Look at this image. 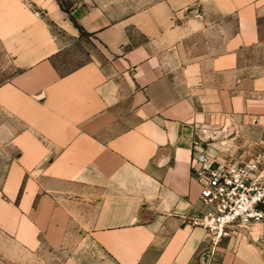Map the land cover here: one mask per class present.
Here are the masks:
<instances>
[{"label": "crops", "instance_id": "1", "mask_svg": "<svg viewBox=\"0 0 264 264\" xmlns=\"http://www.w3.org/2000/svg\"><path fill=\"white\" fill-rule=\"evenodd\" d=\"M200 139L264 142V0H0V245L263 264L185 223Z\"/></svg>", "mask_w": 264, "mask_h": 264}, {"label": "built area", "instance_id": "2", "mask_svg": "<svg viewBox=\"0 0 264 264\" xmlns=\"http://www.w3.org/2000/svg\"><path fill=\"white\" fill-rule=\"evenodd\" d=\"M200 141L193 145L192 160L200 185L198 204L183 218L217 246L254 222L264 223V146L244 145L210 155Z\"/></svg>", "mask_w": 264, "mask_h": 264}, {"label": "rangeland", "instance_id": "3", "mask_svg": "<svg viewBox=\"0 0 264 264\" xmlns=\"http://www.w3.org/2000/svg\"><path fill=\"white\" fill-rule=\"evenodd\" d=\"M80 50L73 49L66 53L63 58L59 60V67L61 70L66 71L77 64ZM264 146V142L259 146ZM239 240L235 248L241 246L242 243L247 245L253 244L260 252L264 264V223L254 222L248 227L242 229L238 234H235ZM218 246V245H217ZM71 247L67 253L74 254L79 251L81 255H70L55 253L50 254L44 251L36 254H26L8 240H3L0 245V264H103L104 258L102 256L93 255L89 247Z\"/></svg>", "mask_w": 264, "mask_h": 264}]
</instances>
